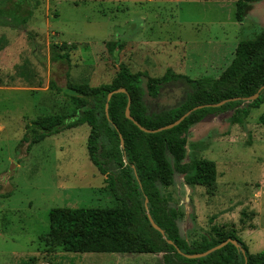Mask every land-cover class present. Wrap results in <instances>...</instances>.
I'll list each match as a JSON object with an SVG mask.
<instances>
[{"label": "rangeland", "instance_id": "rangeland-1", "mask_svg": "<svg viewBox=\"0 0 264 264\" xmlns=\"http://www.w3.org/2000/svg\"><path fill=\"white\" fill-rule=\"evenodd\" d=\"M212 1L34 0L33 14L24 21L29 35L0 26V85L4 86L0 90V264H163V253L52 250L40 238L50 230L52 208H106L118 201L106 176L89 158L88 124L48 136L29 152L19 144L27 124L39 116L73 112L70 95L50 83L55 80L63 87L68 78L67 66L52 61L53 52L69 54L73 83L99 86L111 83L120 70L115 54L106 47L109 40L134 36L185 46V40L206 43L212 32L226 31L222 60L203 61L190 54L189 62L173 61L177 67L185 66L184 72L192 78L219 77L234 58L238 42L253 37L255 26L246 25V19L234 20V5L220 12ZM5 2L0 0V5ZM219 16L222 28L212 24ZM64 42L76 43L77 49L62 50ZM142 55L130 56L125 63L118 54L132 72L155 66L158 69L151 71L158 77L169 68V60L153 61L150 53ZM147 56L150 61L145 62ZM17 76L21 82L15 85ZM182 96L181 90L165 91L156 110L176 104ZM263 110L264 106L253 109L245 124L232 123V112H226L210 115L190 129L187 161L207 158L218 168L214 190L195 186L190 191L180 177L168 190L173 206L182 212L181 235L190 244L202 243L206 233L235 230L252 253L264 251V125L259 121Z\"/></svg>", "mask_w": 264, "mask_h": 264}, {"label": "trees", "instance_id": "trees-1", "mask_svg": "<svg viewBox=\"0 0 264 264\" xmlns=\"http://www.w3.org/2000/svg\"><path fill=\"white\" fill-rule=\"evenodd\" d=\"M257 1L238 0L236 20L243 22ZM32 14L30 0H6L0 5V26L29 35L24 21ZM67 47L74 50L77 44L60 45L62 50ZM124 47L125 41L107 42V49L115 54L120 70L111 83L99 86L73 83L69 54L52 51V61L67 66L68 78L63 87L55 80L50 83L70 95L73 112L45 114L28 123L19 148L29 152L48 136L88 124L89 158L106 176L107 186L118 205L54 207L49 213L50 230L40 238L52 250L62 247L66 252L163 253V264H264V251L252 253L235 230L206 233L202 243L190 244L178 225L181 209L173 206L168 192L176 177L191 189L206 186L211 191L217 187L218 168L214 160L195 157L187 161L188 133L193 126L218 113L232 112L229 117L232 123L245 124L251 111L264 105V90L257 99L246 100L264 86V28L253 38L238 42L233 60L219 77L191 78L171 67L159 77L143 71L132 72L127 64L119 61L118 53ZM119 88H125L126 92L112 96L107 115L108 95ZM176 89L183 94L176 104L156 110V102L165 91ZM129 99L131 115L149 130L174 123L195 107H204L171 129L146 132L126 117ZM224 100H227L225 104L213 106ZM259 121L264 125V111ZM148 214L164 234L152 226ZM229 238L237 240L239 246L228 243L201 258L186 256L205 252Z\"/></svg>", "mask_w": 264, "mask_h": 264}, {"label": "crops", "instance_id": "crops-1", "mask_svg": "<svg viewBox=\"0 0 264 264\" xmlns=\"http://www.w3.org/2000/svg\"><path fill=\"white\" fill-rule=\"evenodd\" d=\"M131 1L136 2V1H142V0H131ZM143 1H145V0H143ZM149 1H153V0H149ZM161 1H165V3H167V2L172 1V0H161ZM173 1H180V0H173ZM237 1L238 0H213L212 2L217 7V10L220 12L225 11L229 6H233V5L235 7V12H236V2ZM31 2L33 4L34 0H31ZM234 20L237 21L235 18V13H234ZM246 20H247L246 25H249V26L254 25L255 26V30L253 33V37H254L261 29L264 28V0H259V1L254 3V8L251 10L250 14L246 17ZM212 24L214 26H219L220 28H222L224 21H222L221 16H219V18L217 20L213 21ZM212 35H213V37L211 39H209L206 43H202L203 40H199V41L193 40V39H191L189 41L185 40V43H186L185 46L179 45L175 42L174 43L170 42L169 43L170 46H169L168 44H166L164 42L154 43V41L147 40V39L136 40V38L133 36V37H129L127 40L125 39L126 46L118 54L123 57V60L125 63H129L128 58L131 59L130 56H136L139 54V58H141L143 56L142 55L143 53H150L151 60H153V61H157L159 59L169 60L171 62L168 63L167 65H169V67L173 68V70L175 72L188 75L184 72L185 66H183L182 64H179V67H177L176 64L173 63V61L186 60L189 62L191 59L190 54L200 55V59H202L203 61H204V59H205V61H209V60L210 61L211 60L216 61V60H222L223 58H225V56H223L222 54L224 52V46L225 47H227V46H226V40H224L223 38H225V39L227 38V36H226L227 32L222 31L218 35H215L212 32ZM248 39H250V38H248ZM104 41H106V40H104ZM109 41H111V40H109ZM234 54H235V50H234ZM26 60L28 63H31L35 67L34 60L30 59L28 56H26ZM147 61H150V58L148 56L145 58V62H147ZM219 63H220V61H219ZM157 69L158 68L155 66L147 65V66H145V69L143 72H148L149 75L155 76V75H153V73H152L153 71H151V70H157ZM201 77H204V76H201ZM198 78H200V77H198ZM14 79H15L14 82L16 81L15 85H18L17 83L21 82V80L19 79V76L15 77ZM0 83H2L1 78H0ZM31 83L32 82L27 83L26 85L28 86ZM18 87H21V86L19 85ZM3 88H4V86L0 85V90H2ZM23 88L27 89L26 86H24ZM19 89H21V88H19ZM187 188H189V187H187ZM189 189L191 191V188H189ZM120 254H127V253H120ZM129 254H133V253H129Z\"/></svg>", "mask_w": 264, "mask_h": 264}, {"label": "water", "instance_id": "water-1", "mask_svg": "<svg viewBox=\"0 0 264 264\" xmlns=\"http://www.w3.org/2000/svg\"><path fill=\"white\" fill-rule=\"evenodd\" d=\"M262 90H264V86H262V87L260 88V90H259L255 95L248 97L246 100H247L248 102H250V101H253V100L257 99V98L259 97V93H260ZM121 92H126V89H125V88H119V89L114 90V91H111V92L109 93V95H108V102H107V104H106V114H107V115H109V102H110L112 96H113L114 94H116V93H121ZM233 100H235V99H233ZM226 101H227V100H224V101H222V102H220V103H218V104H216V105H213V106H221V105L225 104ZM130 104H131V99H129V104H128L127 108H126V117H127L128 119L134 121V123H135L136 125H138L143 131H146V132H159V131H162V130H168V129H171V128H173V127L179 125V124H180V123H181L186 117H188L193 111H195V110H197V109H199V108L204 107V105H201V106L195 107V108L191 109L190 111H188L185 115H183L180 119H178V120L175 121L174 123H171V124H169V125L163 126V127L159 128V129L149 130V129L143 127V126H142L138 121H136V120L134 119V117L131 115ZM210 106H212V104H211ZM148 217H149V220H150L152 226H153L156 230H158V231H160L162 234H164V231L162 230V228H161L157 223H155V221H154L153 217L151 216V214H148ZM169 243L172 244L173 241L169 240ZM228 243H232V244H235V245L239 246L237 240L229 238V239L223 241L222 243H220L219 245H217V246H215V247H213V248H211V249H209V250H207V251H205V252H202V253H195V254H190V255H186V256L189 257V258H201V257H204V256H206V255H208V254H210V253H212V252H214V251H216V250H219V249L223 248V247H224L225 245H227ZM246 264H247V263H246Z\"/></svg>", "mask_w": 264, "mask_h": 264}]
</instances>
